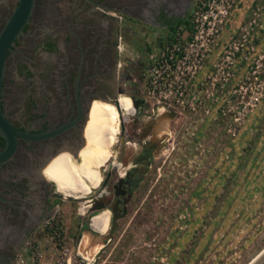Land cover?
Listing matches in <instances>:
<instances>
[{
    "label": "rangeland",
    "instance_id": "1",
    "mask_svg": "<svg viewBox=\"0 0 264 264\" xmlns=\"http://www.w3.org/2000/svg\"><path fill=\"white\" fill-rule=\"evenodd\" d=\"M250 1L245 0L248 4L232 13V24L238 26L234 39L238 38L246 49L239 50L238 45V55L235 53L234 61L227 63L234 69L228 79L202 85L196 80L190 82L187 101L193 98L184 101L183 118H179L178 109L154 103L155 114L148 108L138 121L131 122L130 116L125 122V136L134 146L146 137L161 141L160 155L128 196L126 212L116 220L107 243L99 248L95 237L93 245L97 249L93 250L86 243L88 235L96 232L79 215V203L88 211L94 200L56 198L50 216L32 228L8 264H68L66 259L71 254V264H92L94 258L93 264H247L264 250V0H252L249 5ZM190 10L191 2L179 17L188 18ZM3 21L0 19V27ZM128 24L121 38L116 94L124 99L142 96L153 102L145 92L149 54L157 55L168 45L169 37H184L189 29L176 26L172 31L139 21ZM241 33H245L244 41ZM228 34L229 29L223 27L218 51L215 48L207 56L205 69H210V63L221 55V41ZM36 51L34 47L29 56L34 57ZM6 63L0 95L7 113L15 116L39 112V106L44 104L39 99V84L26 80L37 77L34 65L29 71L20 61L10 66L7 57ZM103 84L108 86L109 82ZM107 96L92 98L98 103L92 104L82 122V146L89 144L87 128L94 125L97 117L102 119L105 110L100 103L110 102L100 99ZM166 112L172 113L171 118ZM146 119L148 130L144 132L142 122ZM94 137L92 148L100 143ZM63 151L69 150L60 152ZM117 155L119 159L114 158L119 161V177L130 156L124 164L123 147ZM111 165L108 161L101 174ZM43 173L48 180L49 172ZM98 187L90 194H95ZM104 194L102 189L93 198ZM107 211V207L94 210L99 216H106ZM52 220L61 229L59 236L45 228ZM83 222L87 227L82 226ZM103 227L104 224L98 235ZM86 236V240L80 238Z\"/></svg>",
    "mask_w": 264,
    "mask_h": 264
},
{
    "label": "flooded vegetation",
    "instance_id": "2",
    "mask_svg": "<svg viewBox=\"0 0 264 264\" xmlns=\"http://www.w3.org/2000/svg\"><path fill=\"white\" fill-rule=\"evenodd\" d=\"M190 2L33 0L27 22L7 50L4 68L7 57L10 66L20 61L32 71L31 66L34 65L37 77L26 80L38 82L39 99L44 104L39 106V112L11 116L0 95V108L12 125L19 129L39 132L58 128V131L40 140L18 138L11 157L0 163V264H8L15 250L31 235L32 228L50 214L52 202L61 198L53 194L55 189L63 197L81 198L79 202H83L99 185L98 191L105 190L108 204L116 202V220L125 214L128 196L138 187L147 171L154 167V159L160 155L158 148L161 141L147 137L138 140L137 148L129 157V164L117 177L115 167H118L119 161L114 156L119 159L117 154L121 147L125 150L126 130L124 137L119 139V123L126 119L127 103L118 102V107L113 102L100 103L105 110L102 119L97 117L94 125L86 131L88 139L97 136L100 143L95 148L90 146V150L88 145L82 146V122L92 104L98 103V99L93 97L110 94L100 99L109 102L114 95L118 96L114 82H118L117 67L121 53L118 45L121 44L123 27L129 25L128 22L139 21L144 25L169 28L168 23L178 18ZM15 3L16 0H0V19L4 18L3 23ZM235 3L231 14L235 12ZM243 15L245 18L247 11ZM237 27L233 25L228 38L221 41L222 48L237 36ZM34 47L37 48L35 56H29ZM105 82L109 85L104 86ZM133 97L141 101L135 107L131 122L138 121L148 108L156 113L153 102L142 96ZM118 113H121V118ZM148 122L147 119L142 122L144 132L148 130ZM96 132L99 134L96 135ZM3 144L0 143V148ZM113 146H116L114 150ZM53 148L58 151L49 156ZM67 149L70 150L60 152ZM76 149L79 156L72 158L70 151ZM78 159L83 160L81 164H77ZM108 161L112 165L101 174V168ZM44 170L50 174L48 180Z\"/></svg>",
    "mask_w": 264,
    "mask_h": 264
},
{
    "label": "built area",
    "instance_id": "3",
    "mask_svg": "<svg viewBox=\"0 0 264 264\" xmlns=\"http://www.w3.org/2000/svg\"><path fill=\"white\" fill-rule=\"evenodd\" d=\"M236 1L191 0L188 18L177 25L179 29L187 26V35H174L157 55L149 54L145 92L153 98V103L182 111L189 94L190 82L196 80L201 85L203 82L213 84L228 79L233 74L232 64L227 63L234 61L233 52L236 49L238 51V45H241L239 50L246 49L242 42H238V38L227 41L221 55L210 63V69H205L204 63L219 43L222 28ZM176 33L179 34V31ZM240 37L244 41L245 33H241Z\"/></svg>",
    "mask_w": 264,
    "mask_h": 264
},
{
    "label": "water",
    "instance_id": "4",
    "mask_svg": "<svg viewBox=\"0 0 264 264\" xmlns=\"http://www.w3.org/2000/svg\"><path fill=\"white\" fill-rule=\"evenodd\" d=\"M32 2L33 0H16V3L13 6L12 11L10 12L5 22L3 23L2 27L0 28V88H1L4 62H5V56H6L7 50L10 48L13 38L20 32L23 25L27 22L28 15H29V12L32 6ZM130 99L134 107H136L137 104L141 101L140 98H134L133 96H130ZM112 101L115 102V95L113 96ZM166 114H169L170 115L169 117L171 118V114H172L171 112L170 113L166 112ZM183 116H184V112L179 111V118H183ZM57 131H58V128L49 129L46 131H39V132L29 131L27 129H19L15 127L14 125H12V123L4 116L0 108V135L3 136L4 138V144L0 148V163L5 161L9 157H11L16 147L18 138L27 139V140H40V139L50 137ZM77 149L74 151H70L75 158H76ZM67 150H70V149H67ZM57 151L58 149L53 148L49 156L53 155ZM53 194L61 198L63 197L62 195H60L59 193L55 191L53 192ZM93 196L94 194L93 195L90 194L88 196V199H92L95 201L94 203H92L91 207L88 210V214H89L88 216H90L94 212V210H97L99 208H106V207L110 210V213H111V216L109 217L108 229L106 233L103 235V237L106 238V241L104 243L106 244L107 241L111 237V232L115 226V220L118 216L117 205H116V202H112L108 204V196H106L105 194L102 195L103 197L101 198L98 197L97 199L93 198ZM68 197L72 198L70 196ZM82 200H84V198H82ZM251 260L252 258L248 261V263ZM94 262H95V258L92 261V264ZM252 264H264V253Z\"/></svg>",
    "mask_w": 264,
    "mask_h": 264
},
{
    "label": "bare ground",
    "instance_id": "5",
    "mask_svg": "<svg viewBox=\"0 0 264 264\" xmlns=\"http://www.w3.org/2000/svg\"><path fill=\"white\" fill-rule=\"evenodd\" d=\"M118 101H125L126 103H127V105H128V107H132V109L134 110L135 109V107H134V105H133V103H132V101H131V99H130V97H128V98H126V99H124L123 97H119V96H117L116 97V95H115V102L114 101H112V99L111 100H109V102H113L114 104H115V106H117L118 107ZM130 116H132V114L130 115L129 114V116H127V118L126 119H124L125 121L123 122V120L121 121L120 120V123H119V126H120V132H121V134H120V137H119V139L123 136L124 137V131L126 130L125 128H127V126L125 125V122H127L128 123V120H129V117ZM118 117L119 118H121V113H118ZM128 129V128H127ZM138 131V130H137ZM97 134H99L98 132H96V135ZM94 141H96V139L95 140H91L90 139V137H89V139H88V142L90 143V144H88V149L90 148V145L94 142ZM120 141V140H119ZM124 142H125V156H126V158H124L121 162H123L124 164H125V162H126V159H127V157H129V156H131V154L134 152V150L137 148V146H134L133 145V141L130 139V138H127L126 136L124 137ZM123 142V143H124ZM121 146V145H120ZM83 148V147H82ZM90 150V149H89ZM121 150H122V147H121ZM71 156L73 157V158H75L74 156H73V154H71ZM77 156H79V154H78V151L76 152V157ZM82 161L83 160H81V159H78L76 162H77V164H81L82 163ZM115 168H117V166L115 167ZM55 192H57V189H55ZM99 193V191L96 193V194H98ZM60 194V193H59ZM60 195H62V194H60ZM63 196V195H62ZM103 200V199H102ZM99 209H101V208H99ZM79 215L81 216V217H83V218H85V219H87V221H88V223H89V228L92 230V231H94V232H96V233H94V236L93 235H91V234H89L88 235V238H89V240H86L85 238H87V236L86 237H80L81 239H85L86 240V243H88L87 244V246L89 247V248H91L92 246H93V244L95 243V240H94V238L95 237H98V238H101L102 239V241H101V245H100V248L103 246V244L105 243V241H106V238H104V237H99V235L97 234V232L100 230V228L102 227V225L104 224V220L107 218V219H109V217H110V214L109 215H106V216H103V214L101 215V216H99V215H97V214H95V212H93L90 216H88L89 214H88V211H86L85 209H84V207L81 205V203H79ZM106 221V220H105ZM91 235V236H90ZM74 253V252H73ZM264 253V250L263 251H261L260 253H258V255H256L248 264H252V263H254L262 254ZM71 255H73V254H71ZM71 255H68L67 256V263L69 264H71Z\"/></svg>",
    "mask_w": 264,
    "mask_h": 264
},
{
    "label": "trees",
    "instance_id": "6",
    "mask_svg": "<svg viewBox=\"0 0 264 264\" xmlns=\"http://www.w3.org/2000/svg\"><path fill=\"white\" fill-rule=\"evenodd\" d=\"M185 21V19L183 17H178L174 20H171L169 23H168V27L173 31L174 28L181 22ZM169 38H172V37H169ZM135 110V109H134ZM134 110L132 109V107H126V113L131 115H133L134 113ZM4 142V138L3 136H0V143L2 144ZM82 226L83 227H87V222H83L82 223ZM46 230L50 231V232H53L56 236H59V234H61V229L58 228L57 226V221H54L52 220L51 223L49 224V226L45 227Z\"/></svg>",
    "mask_w": 264,
    "mask_h": 264
},
{
    "label": "crops",
    "instance_id": "7",
    "mask_svg": "<svg viewBox=\"0 0 264 264\" xmlns=\"http://www.w3.org/2000/svg\"><path fill=\"white\" fill-rule=\"evenodd\" d=\"M247 2H248V0H247ZM245 4H247V3H245V0H237L236 1V3H235V6H236V8L235 9H238V8H240L241 6H242V8L244 7V5ZM240 6V7H239ZM231 17V18H230ZM232 17H233V15L231 14V12H230V15H229V17H228V19H227V21H226V23H225V25H224V28H226L227 30L229 29V31L231 30V28L233 27V25L234 24H232L233 23V20H232ZM110 214V211H107V215H109ZM103 216H104V213H103ZM106 220V221H105ZM104 220V227H103V229H102V231H101V233L99 234V237H103V235L106 233V231H107V229H108V226H109V219H105ZM99 239V242H98V244H97V246H100L101 245V241H102V239L101 238H98ZM96 246V247H97ZM93 247V248H92ZM91 248H92V250L93 249H97V248H95V245H93ZM100 248V247H99ZM91 250V251H92Z\"/></svg>",
    "mask_w": 264,
    "mask_h": 264
}]
</instances>
